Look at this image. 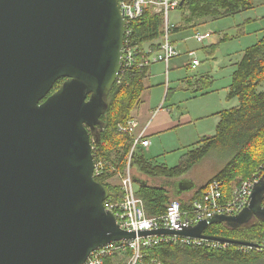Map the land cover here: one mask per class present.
<instances>
[{"label":"water","instance_id":"95a60500","mask_svg":"<svg viewBox=\"0 0 264 264\" xmlns=\"http://www.w3.org/2000/svg\"><path fill=\"white\" fill-rule=\"evenodd\" d=\"M125 34L119 0H0V264H85L99 248L136 239L106 208L92 140L123 68ZM194 187L181 181L178 192ZM255 219L264 220V174L238 215L138 236L248 246L205 230Z\"/></svg>","mask_w":264,"mask_h":264},{"label":"trees","instance_id":"16d2710c","mask_svg":"<svg viewBox=\"0 0 264 264\" xmlns=\"http://www.w3.org/2000/svg\"><path fill=\"white\" fill-rule=\"evenodd\" d=\"M255 8L253 0H185L178 11L181 22L174 25L172 33L190 28L197 29L209 21L235 17ZM251 19L245 20L244 27L234 37L246 35V27ZM132 44L139 50H149V55L158 51L165 35V16L148 8L143 16L131 24ZM261 38L243 51V56L233 74L227 100L238 99L239 105L219 113L220 122L216 134L204 137L194 143L174 168L153 162L140 151L132 158L131 173L139 185L138 196L143 200L146 215L150 218L163 216L168 206L177 201L183 210L191 203L202 200L204 190L213 180L223 183L226 199L233 190L255 174H264V28ZM127 38V37H126ZM228 37H224L226 40ZM126 40V39H125ZM148 46V48L146 47ZM218 45L213 47L214 55ZM147 56V54H146ZM187 56V55H185ZM140 61V58H138ZM150 67L122 69L118 81L108 97L109 108L102 116L101 135L95 137L93 154L97 162L103 164V172L96 180L110 190L109 202L122 200L119 185L111 181L118 173H123L134 144L135 136L127 129L134 118V111L142 104L145 84ZM64 79L58 81V90ZM187 84L191 81H185ZM197 91L209 90L213 86L210 77H201L194 83ZM170 95V92H169ZM218 153L226 161L219 170L191 199L179 198L167 187V180L181 178L194 166L211 154ZM109 205V203H107ZM205 235L224 240L252 243V249H242V245L230 244L227 249H212L206 245L188 246L181 243H162L143 250L142 264H261L264 261V220L234 229L225 223L209 225ZM245 246V245H243ZM110 262V261H109ZM110 264V263H109Z\"/></svg>","mask_w":264,"mask_h":264},{"label":"built area","instance_id":"2783aa9c","mask_svg":"<svg viewBox=\"0 0 264 264\" xmlns=\"http://www.w3.org/2000/svg\"><path fill=\"white\" fill-rule=\"evenodd\" d=\"M183 0H119V7L123 18L126 21L125 48L123 68L133 67L148 68L157 63H163L166 66L170 62L182 55L179 49L171 41V33L174 25L169 22L170 13L178 10ZM148 8L155 13H163L165 16V35L160 43V48L155 54L149 55V50H139L132 44L131 35L133 29L131 24L140 19L144 11ZM127 37V38H126ZM211 37L210 33L196 32L194 35L198 43H203L205 39ZM147 54V56H146ZM188 57H194V51L185 53ZM140 58V61L138 60ZM191 67L196 68L199 60L192 59ZM122 68V69H123ZM135 124L130 122L127 129L131 131ZM144 134V133H142ZM94 143V142H93ZM150 141L144 139L143 135L135 137L133 147L128 157V164L123 173L117 176L121 179L119 185L122 192V200L117 203L106 201V208L113 211L116 215L118 224L121 229L127 232L136 233L134 240H122L111 243L103 248H99L89 256L85 264H109L115 258L127 254L128 257L124 264H142L143 250L162 243H181L188 246L206 245L212 249H227L231 243L215 241L208 239H199L182 235H150L141 236L138 234L145 231H158L162 229L182 231L193 227L201 221L211 219L217 215H238L251 203V195L256 184L262 178L260 173L255 174L252 178L245 180L237 186L229 199L224 196L223 183L219 180L211 181L204 192L202 200H196L188 210H183L179 202L171 203L163 216L150 218L146 215L143 200L138 196L135 188V182L132 178L131 164L133 154L139 147L148 148ZM94 149V147H93ZM103 172V164L95 160V178ZM109 203V205L107 204ZM252 246H243L242 249H252Z\"/></svg>","mask_w":264,"mask_h":264},{"label":"crops","instance_id":"0c3cea01","mask_svg":"<svg viewBox=\"0 0 264 264\" xmlns=\"http://www.w3.org/2000/svg\"><path fill=\"white\" fill-rule=\"evenodd\" d=\"M253 2L255 5L254 9L244 12L243 14L237 15L235 18H232L233 21L230 23H228V20H224L219 23V28L222 29L221 31H219V37H220L219 42H221L224 41L225 33L227 31H232L237 35V33L241 30V28L244 27L245 20L248 19H251L252 21L254 20V22H251V24H249L246 27V35L244 37H240L238 39L235 38L233 41L229 42V44H233L232 45L233 49L232 52L227 55V58L222 57L221 59H219V55L213 56L212 54L213 47L216 46L219 42H217L216 44H212V43L205 44L202 47V51H204L205 55H207L208 57L210 56L217 61L216 62L217 66L221 65L222 69L230 68L231 70L230 75L232 79L237 64L242 59L243 51L246 48L254 45L256 41H258L262 36L261 29L264 28V0H253ZM177 18L178 17L176 16V20ZM200 29L201 28L199 27L197 30ZM204 33L212 34L213 32L212 30H210ZM212 38H213V34L211 35V37L205 39V41ZM226 40H228V38ZM205 41L200 44H204ZM242 42L244 45L239 44ZM146 47L148 48V46ZM224 47L227 48V44H225ZM190 48H193V50L194 49L199 50L194 46H190ZM190 48H186V49H190ZM182 55H185V53H183ZM180 57H178L179 59L177 58L173 59L170 62V64L167 66L168 68H166V70L169 71L172 69L179 70L181 67L186 66L187 65L186 60ZM228 58L231 60L230 62H228ZM164 67H166V65L163 63H157L150 67L148 78L145 81V84L147 85L148 89L144 91L142 96L143 99L142 104L134 111L133 114L134 118L131 122L135 124V128L133 130L134 136L139 137L140 135H143L144 139L150 141V145L148 148L139 147L137 149V152L141 150L145 154L147 159L156 162L158 164L166 165L169 168H174L178 164L174 166H170L163 161L162 157H165L166 153L168 152L173 153L178 150H181L182 148L184 152L182 153L181 157H183L187 153V151L191 148V146L194 144L188 142L190 139L189 136L192 134V131L189 132L191 128L197 127L199 129L196 137L200 139L202 137L208 136V133H214V131L216 132L217 126L221 119L219 113L237 107L239 105V101L237 98L231 101L227 100L230 86L232 84V82L230 83L227 80L224 81L225 84L222 87L219 84H215V81L213 80L214 82L213 86L209 90L197 91L196 87L194 86V83L197 81V79L201 78L200 76H197L194 79L193 78L187 79V81H191V83L189 84L181 83V85L178 86L180 92L175 93L173 97H171L172 86L169 78L170 72L167 75L168 84H169L168 87H165L164 84L162 83L161 78H159L162 72L164 71ZM209 73L210 72L208 71H204L202 72V76L203 77L211 76V78H213V76ZM153 79H155L157 83L158 82L159 83L153 84L152 83ZM236 99L238 101L237 105L235 101ZM169 100H170V104L167 105V101ZM163 103L164 105H162ZM183 103L186 104L185 107H182ZM156 145L160 146L164 151H167L166 149H170V150L161 153L154 152L158 154L152 155L151 150ZM177 145H184V146L179 149V148H175ZM175 179L176 178L167 180V185H168L167 187H169V189L172 191V194L176 195V197L179 198L185 196L183 199L186 198L191 199L195 190L197 189L196 188L197 186L195 185V187L188 192L179 193L178 189L176 190L175 185H173L172 183L173 180ZM179 179L180 178H178V180ZM207 181L204 183V185L207 183ZM201 187H198V189H200ZM135 188L138 194L139 185L136 182H135ZM205 191L206 190H204V192ZM193 203L190 204L189 208ZM125 256L127 259L128 255L125 254ZM126 259L124 256H119L115 258L113 261H110L109 263L124 264Z\"/></svg>","mask_w":264,"mask_h":264},{"label":"rangeland","instance_id":"374dc122","mask_svg":"<svg viewBox=\"0 0 264 264\" xmlns=\"http://www.w3.org/2000/svg\"><path fill=\"white\" fill-rule=\"evenodd\" d=\"M176 16L178 17L177 20H176ZM235 17H228V18H222V19H219V20H216V21H210L207 24H205L203 26H200V28H201L200 30L202 32L200 30H197L198 28L197 29L190 28V29H187V30H183V31H181L179 33H171V36H170L171 41L174 43V45L179 49V51L182 54L183 53H187L188 51H194L195 52V56L194 57H187L185 55H181L182 57H180V58L185 59L187 65L181 67L179 70L172 69V70L169 71V70H166V68H168L167 66L164 67V71L162 72V74H161V76L159 78H161L162 83L164 84V86L168 87L169 84H168L167 75L170 72L169 78H170L171 86H172L171 97H173V95L175 93H179L180 92L178 86H180L181 83L182 84L183 83L187 84L185 82L187 79H191V78L194 79L197 76L203 77L202 76V72H204V71L210 72L209 74H211L213 76V78H211V76H210V78L215 81V84H219L221 87L225 84V82H224L225 80L229 81L230 83L232 82L231 81L232 78H231V75H230V72H231L230 68L222 69L221 65L217 66L216 65L217 61L214 60L212 57H210V56L208 57L207 55H205L204 51H202V47L205 44H210V43L216 44L217 42H219L220 41L219 31L222 30L221 28H219V23L221 21H224V20H228V23H230V22L233 21L232 18H235ZM169 21H170L171 25L176 24V22H177V24L180 23L181 22V12L178 11V10L171 12ZM210 30H212V32H213L212 33L213 34V38L212 39H209V40L205 41L204 44H200V43H198L195 40L194 35H195L196 32L204 33L206 31H210ZM234 34L235 33H233L232 31H227L225 33V36L228 37V40L221 41V42H219L217 44L218 45V49H217V51H216V53L214 55H219V59H221L222 57L227 58V55L232 52V49H233L232 45L233 44H229V42H231V41H233L235 39L234 37L236 36V34L235 35ZM258 39H259V37H258ZM225 44H227V48L224 47ZM239 44L240 45L241 44L244 45L243 42L239 43ZM190 46H194V47L198 48L199 50H196V49L193 50V48H190ZM186 48H190V49H186ZM184 49H186V50H184ZM153 54H155V53H153ZM177 59H179V58L177 57ZM192 59L199 60V65L195 69L192 68L191 65H190L191 62H192ZM230 61L231 60L228 58V62H230ZM205 77H208V76H205ZM152 83L156 84L157 81L155 79H153ZM260 90L264 91V84L261 85ZM235 101H236V105H237L238 104L237 99ZM168 104H170V100L167 101V105ZM162 105H164V103ZM185 106H186V104L183 103L182 107H185ZM191 131H192V134L191 135L189 134L190 135L189 136L190 139H189L188 142L193 144V143L197 142L198 140H200V138L196 137L197 132L199 131V129L197 127H192L189 132H191ZM215 133H216L215 131H214V133H208V136H206V137L212 136ZM202 138H204V137H202ZM183 146L184 145H177L175 148H179L180 149ZM166 150L169 151L170 149H166ZM167 151H164L160 146L156 145L155 147L152 148L151 154L155 155V154H158V153H154V152L161 153V152H167ZM183 152H184L183 148L181 150H178V151L173 152V153L168 152V153H166L165 157H162L163 161L166 162L170 166L177 165V164H179V162H180V160L182 158L181 156H182ZM225 164H226V161L224 159L220 158L218 153L211 154L210 156L205 158L204 161H202L200 164L196 165L189 173L184 175L179 180L178 179L173 180L172 183H173V185H175V188L177 190L178 189V185H179V183L181 181H188L189 180L190 182H194L196 184V186H197L196 188L198 189V187L203 186L204 183L207 180H209L221 168H223V166ZM111 182L113 184H115V185H120L121 184V179H120L119 176H115L114 179H112ZM136 188H137V186H136ZM184 197H182V198H184ZM122 256H124L125 259H126L125 255H122ZM261 264H264V261Z\"/></svg>","mask_w":264,"mask_h":264},{"label":"flooded vegetation","instance_id":"af4514ba","mask_svg":"<svg viewBox=\"0 0 264 264\" xmlns=\"http://www.w3.org/2000/svg\"><path fill=\"white\" fill-rule=\"evenodd\" d=\"M65 81V80H64ZM62 81V83L64 82ZM102 127H97L95 131L92 133V140H95V137H99L101 135Z\"/></svg>","mask_w":264,"mask_h":264},{"label":"bare ground","instance_id":"6f19581e","mask_svg":"<svg viewBox=\"0 0 264 264\" xmlns=\"http://www.w3.org/2000/svg\"><path fill=\"white\" fill-rule=\"evenodd\" d=\"M187 180V179H186ZM189 181V180H188ZM196 185V184H195Z\"/></svg>","mask_w":264,"mask_h":264}]
</instances>
